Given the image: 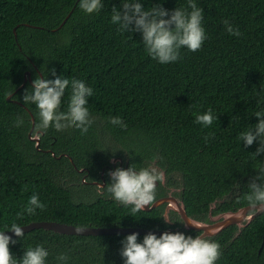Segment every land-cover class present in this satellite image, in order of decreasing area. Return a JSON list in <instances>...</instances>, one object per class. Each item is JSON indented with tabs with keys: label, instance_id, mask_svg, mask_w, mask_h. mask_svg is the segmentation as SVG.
<instances>
[{
	"label": "trees",
	"instance_id": "trees-1",
	"mask_svg": "<svg viewBox=\"0 0 264 264\" xmlns=\"http://www.w3.org/2000/svg\"><path fill=\"white\" fill-rule=\"evenodd\" d=\"M139 2L145 10L162 5L169 12L191 11L188 0ZM194 2L204 10L208 39L200 50L183 48L180 60L162 65L147 54L141 33L119 32L111 23L113 7L122 10L123 0H102L104 8L93 14L80 9V0H0V231L13 222L39 220L165 228L158 224L164 223L159 209L133 215L132 206L74 183L79 175L74 164L94 172L107 157L125 152L140 167L155 158L168 184L181 186L190 215L204 218L214 201L216 211L248 205L245 196L264 172V154H253L259 140L246 146L239 137L259 123L255 113L264 110V0ZM224 20L242 35H229ZM27 70L31 79L19 88ZM37 76L74 78L93 89L87 134L49 128L39 133L41 148L36 147L29 131L39 123L38 108L25 104L23 96ZM70 92L62 98V111ZM209 108L218 119L207 128L195 123L194 114ZM117 116L127 129L110 123ZM17 118L23 120L19 127ZM34 193L45 209L17 219ZM183 234L194 237L192 230ZM128 235L35 228L12 237L16 243L9 247L18 260L28 247L43 245L49 251L46 264H61L56 259L61 253L69 257L66 264H124L121 242ZM205 239L222 247L216 264H264V212L241 229L230 225Z\"/></svg>",
	"mask_w": 264,
	"mask_h": 264
},
{
	"label": "clouds",
	"instance_id": "clouds-1",
	"mask_svg": "<svg viewBox=\"0 0 264 264\" xmlns=\"http://www.w3.org/2000/svg\"><path fill=\"white\" fill-rule=\"evenodd\" d=\"M79 7L86 14L98 13L104 8L102 0H80ZM188 7L176 8L169 12L162 5H155L145 10L139 0H123L122 10L113 7L111 23L117 25L119 32H139L142 34L145 50L152 59L160 64L166 65L180 60L181 49L187 48L191 52L200 50L208 39L203 27L204 10L198 7L194 0H188ZM170 17V18H169ZM229 35L240 37L242 33L228 20L223 21ZM55 75V72L52 73ZM28 76V75H27ZM71 89L69 103L66 111L61 110L62 98L66 90ZM31 90H26L23 101L25 104H34L38 108L39 123L36 125L38 131L46 132L49 128L63 131L68 128H77L81 134H87L93 120L87 107L89 97L94 95L91 87L78 79L57 77L54 80L37 78L33 81ZM195 123L207 128L218 119L213 114L212 108L203 114H194ZM255 116L259 123L253 129L240 134L239 139L246 146H252L259 140L260 147L253 153L256 157L264 154V110L257 111ZM110 123L127 129V124L119 116L112 117ZM23 124L21 118H17L16 126ZM214 134L205 137L209 141ZM155 159V158H154ZM108 175L111 182L107 187L98 185L100 194H107L123 205L132 206L133 215L145 206H153L156 202L157 182L164 184L166 176L164 171L155 166L137 169L135 164L128 169L117 168L110 171ZM264 172L261 176L254 178L249 184V192L245 199L251 209H264ZM46 205L39 199L38 194H33L28 201L24 211L19 213L17 219H21L26 212L34 215L36 209L44 210ZM252 219V216H248ZM163 220L168 219L164 213ZM6 231H0V264H46L49 251L43 246L28 247L21 259H17L11 253L10 244L16 241L12 236L5 235L10 231L16 237H24L22 227L13 222ZM81 231V229H76ZM123 247L120 255L124 264H216L222 255V247L219 242L211 241L201 236H186L183 233H163L159 238L153 233L144 236L139 242V234L133 233L125 237L121 242ZM61 264H66L69 259L67 253H61L56 257Z\"/></svg>",
	"mask_w": 264,
	"mask_h": 264
},
{
	"label": "water",
	"instance_id": "water-1",
	"mask_svg": "<svg viewBox=\"0 0 264 264\" xmlns=\"http://www.w3.org/2000/svg\"><path fill=\"white\" fill-rule=\"evenodd\" d=\"M28 75V76H27ZM31 76V72L29 70L26 71L24 82L19 86L21 88L28 79ZM11 95H8V99H10ZM34 121V118H33ZM35 124V123H34ZM43 133V132H42ZM31 136V134H30ZM41 135L39 134V131L34 136H31L30 138L33 139L36 142V147L40 149L41 144ZM52 152L53 155H55V152L53 150H49ZM62 155H59L58 157H61ZM164 201H169V205L166 208L167 214H169L170 208L176 210L179 212L182 220L184 221V226L187 229H194V230H200L202 231L199 236L202 238L209 237V236H215L219 232H221L226 227L230 226L231 224L238 225L239 229L242 227L248 225L255 217L260 215L262 212H264V209H251L249 205L241 206L234 210H226L219 214L212 215L213 208L216 207V201H214L210 205L209 213L210 217L213 220L212 223L197 220L193 218L191 215L188 214L186 210V206L183 200H178V198H174L173 196L165 197L156 200L153 206H145V210H150L153 207L158 206ZM248 216H252V219H248ZM22 227L23 232L31 231L35 228H45L49 230H53L59 233H65V234H79V235H100V234H133L138 233L140 234H149L153 233L155 235H162L165 232H168V229H161V228H148L143 226H78L73 224H68L64 222H59L55 220H39V221H31L27 224L20 225ZM76 229H81V231H77ZM6 231V230H4ZM5 235H9L12 237H16L14 233L7 231L5 232ZM263 245L260 247V250L262 249Z\"/></svg>",
	"mask_w": 264,
	"mask_h": 264
},
{
	"label": "flooded vegetation",
	"instance_id": "flooded-vegetation-1",
	"mask_svg": "<svg viewBox=\"0 0 264 264\" xmlns=\"http://www.w3.org/2000/svg\"><path fill=\"white\" fill-rule=\"evenodd\" d=\"M37 131L38 130L35 127V124H33L32 129L29 131V137L34 136L32 134L33 133L36 134ZM39 133L41 135L44 134V132L42 133V131H39ZM30 134H31V136H30ZM49 150H52V149L47 148L44 151L48 152ZM70 159L73 162V159L72 158H70ZM136 162H138V161H132V159H130V157L127 155L126 152L122 155L121 154H114V155L107 157L100 164L99 168L97 170H95L94 172L92 171V169H90L88 167H83V166L78 167L73 162L74 167L79 172V175L77 176V180H75L74 183H77V185L83 184V185H86L87 187H91V191L94 192V196L111 197L110 194L106 193V190H105V194L101 195L100 189L98 188V185L106 188L107 185L111 182V178L108 175V173L110 171H115L118 167L126 170L130 166L135 164ZM149 166H155L158 169L164 171L165 176H166V182L164 184H159V182H157L156 200L161 199V198H165V197H170V196H173L174 198H178V200H183L182 199L183 197H182V192H181V189H182L181 186L177 187V186H173V185L168 184L167 173H166L165 169H163V167L160 164H158L155 159L144 162L141 167L138 166V163L135 164V167L137 169L143 168V167H149ZM84 195L89 196L88 193H85ZM168 205H169V201H164L161 204H159L158 206L153 207L152 209H159V211L161 212L162 218H163L164 213L166 212V208ZM215 208H213V210H212V215H216V214H219V213L224 211V210L216 211L217 208L216 209ZM152 209H150V210H152ZM150 210H148V211H150ZM209 212L210 211H208L207 215L204 216V218H202V219L195 217L193 215H191V216L197 220H202V221L212 223L213 220L211 219ZM168 219L171 220L172 222H165L163 220L164 223H161V221H158L159 225L160 224L165 225V228H162V229H168L169 230L168 232L174 230V231H179L180 233H182V232L184 233L186 230H192V232L194 233L193 238H195L196 236H199L202 232L200 230L185 228L184 221L182 220L179 212L172 209V208H170V211L168 214ZM231 225H236V224H231ZM236 226L238 227V225H236ZM238 229H239V227H238Z\"/></svg>",
	"mask_w": 264,
	"mask_h": 264
}]
</instances>
